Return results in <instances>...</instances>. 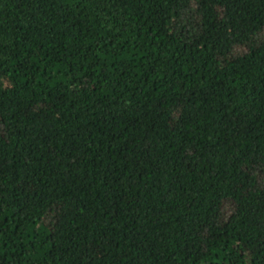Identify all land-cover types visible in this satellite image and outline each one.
I'll return each instance as SVG.
<instances>
[{
    "label": "trees",
    "instance_id": "obj_1",
    "mask_svg": "<svg viewBox=\"0 0 264 264\" xmlns=\"http://www.w3.org/2000/svg\"><path fill=\"white\" fill-rule=\"evenodd\" d=\"M0 264H264V0H0Z\"/></svg>",
    "mask_w": 264,
    "mask_h": 264
}]
</instances>
